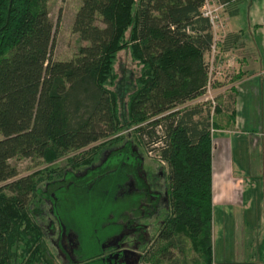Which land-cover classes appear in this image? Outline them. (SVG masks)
Segmentation results:
<instances>
[{
	"label": "trees",
	"instance_id": "1",
	"mask_svg": "<svg viewBox=\"0 0 264 264\" xmlns=\"http://www.w3.org/2000/svg\"><path fill=\"white\" fill-rule=\"evenodd\" d=\"M217 2L239 11L240 0ZM203 3L80 0L72 29L85 42L71 58L54 59L48 0H0V264H52L34 212L40 190L97 161L126 129L147 133L144 144L160 141L171 204L163 239L180 248L182 264H212L210 128L222 103L220 97L212 117L209 104L186 103L205 90L215 42ZM122 48L137 66L125 101L116 67ZM233 116L231 107L226 126ZM13 157L45 164L44 172L16 176ZM186 246L198 257L187 258Z\"/></svg>",
	"mask_w": 264,
	"mask_h": 264
},
{
	"label": "rangeland",
	"instance_id": "2",
	"mask_svg": "<svg viewBox=\"0 0 264 264\" xmlns=\"http://www.w3.org/2000/svg\"><path fill=\"white\" fill-rule=\"evenodd\" d=\"M208 2L210 7L214 9V14H216L215 24L212 26L215 50L213 52L212 60L214 68L211 69V84L212 94L215 97L217 106V103L220 100L219 94L233 87L232 82L235 79L231 80V78L238 73L235 71L236 68L233 67L235 63L240 61V56L234 53L228 55H222L220 53L222 45H219L218 43H223V34L227 31L229 23L225 18L224 8L218 6L219 4L217 0H208ZM260 2H264V0H240V13L235 18L236 20H233V23L236 25L241 24L240 27L242 28L244 38L251 39L256 46V54L251 56L245 53L248 52L246 51L247 47L242 48V51L245 50L244 55L249 56V58L256 55V65L258 68H263L264 49L260 48L262 32L253 29L259 28L264 30V13L261 14V10H264V5ZM79 3L80 0H48L49 17L54 25L53 49L51 52V57L54 59L71 58L77 52L79 44L85 42L80 39L78 33L72 29L74 15ZM252 4H254V7L260 11L259 13H254V10H256L255 8H253L251 12L250 5ZM238 20L240 22H238ZM243 40L244 43L248 42V40ZM262 45H264V38ZM210 59L211 52L207 55V60L210 61ZM116 67L121 75V80L119 82V85L122 86L119 88L121 100L125 101L127 92L133 87V82H129L131 80L129 72H132L133 75L137 72V66L135 65V62L130 59L129 53L125 48L120 49L117 53ZM216 71L220 72L216 73ZM262 76H264V72L262 73ZM263 100L264 95L258 97L257 94H253L252 108L249 113L250 116L252 111V116L255 117V119L257 118V113L259 111L257 103ZM208 102L196 97L186 103H202L205 106ZM223 102L224 99H221L222 104ZM213 114L211 115L213 116ZM255 124L258 125L257 120ZM127 130L129 129L123 130L126 135H124L122 140L116 141V143L105 147L102 154L104 153L103 157L109 155L108 157L111 158L113 157V154H110L111 150L124 148L125 150L123 151L126 153L127 150H129V147L131 150V156L129 158L134 154V157L137 159V162L135 163L138 176L146 180L150 185V188L158 191V209L156 210L154 219L151 223L153 229L151 234L153 235L155 230L161 225L163 219L171 214L169 169L166 161L165 163H161L155 157L150 156L147 150V143L144 144L141 141L142 139L148 140L147 137H145L147 133H144V135H141L140 133L139 135L136 131L128 132ZM256 130L257 131L251 130L248 134L249 136L243 134L240 138H237L238 134L235 132L229 134L230 137L232 136V142L236 148L241 149V154L239 155L235 149H232V152L235 161L233 164L234 171H242L240 174L244 179L242 190L239 191L241 192V196L240 194L239 196L236 195L237 198H241L242 202L236 203V198L234 202L226 203L225 201L220 206H215L213 208L212 264H264V136L260 134L262 130L261 127H257ZM1 136L2 134H0V137ZM99 141L90 143L89 145L78 149L76 153L85 152L88 150V147H91ZM213 155L214 147L212 143V158ZM102 159L100 157L95 161L96 164L93 168L94 171H101L113 167L112 161L114 159H112V161L109 159V162L104 161V165L101 166V162L104 159L106 160L107 156L103 160ZM9 161L11 164L15 165L17 169L18 174L16 176L26 175L31 172L39 173L41 169L45 167V164L36 162L29 157H13L10 158ZM63 162L64 160H59L53 163V165H62ZM91 166L92 165L81 166L74 172H77L78 170L83 171L85 168L90 169ZM134 166L132 169H134ZM93 170L90 169L89 171L91 172ZM43 172L44 171H41V173ZM154 176L158 178L156 185L153 183ZM60 183L64 185L65 181ZM56 185L57 183L49 186L48 193L52 191ZM27 195L29 196L30 192L22 194L21 198L26 199ZM187 246L186 254L184 255L187 258H192L194 256L198 257L197 252L187 248Z\"/></svg>",
	"mask_w": 264,
	"mask_h": 264
},
{
	"label": "flooded vegetation",
	"instance_id": "3",
	"mask_svg": "<svg viewBox=\"0 0 264 264\" xmlns=\"http://www.w3.org/2000/svg\"><path fill=\"white\" fill-rule=\"evenodd\" d=\"M128 149L111 150V158L101 153V166L114 159L111 168L94 171V162L91 172L68 170L43 185L34 212L52 264H182L180 248L162 236L170 214L151 234L159 193L138 176Z\"/></svg>",
	"mask_w": 264,
	"mask_h": 264
},
{
	"label": "crops",
	"instance_id": "4",
	"mask_svg": "<svg viewBox=\"0 0 264 264\" xmlns=\"http://www.w3.org/2000/svg\"><path fill=\"white\" fill-rule=\"evenodd\" d=\"M260 3L264 5V2ZM230 7L231 6H226L224 9L225 18L229 23V27L223 34L224 39H222V41H224L220 53L222 55L234 53L240 56V61L238 63H235L233 67L236 68L235 71L239 73V77H237L232 82V92L229 93V91H231L230 88L219 94L221 99H224V102L223 104H221L220 110L217 111L214 115L218 125L213 126V130L211 131L212 143L214 147V155L212 158V217L213 208L215 206H220L225 201L226 203L234 202L237 198L236 195L239 196L240 194L241 196V192L239 191L242 190V184L244 183V179L240 174L242 171H234L233 167L235 161L233 159L234 155L232 149H235L238 155L241 154V149L236 148V146L232 142V136L230 137L229 134L235 132L236 134H238L237 138H240L241 136H243V134H247V136H249L248 134L251 130L257 131V127H261L262 130L264 128V100L257 103L259 111L257 113L256 119L252 116V111L251 116L249 114L250 109L252 108L253 94H257L258 97L264 95V76H262L264 67L258 68V66L256 65V55L252 58L244 55L245 50L242 51V48L247 47L246 51L248 52L245 53L251 56L253 54H256V46L251 39L244 38L242 28L240 27L241 24L236 25L233 23V20H236L235 18L239 15L240 9L238 13L232 14L230 12ZM250 7L251 12L253 8L256 9V7H254V4L250 5ZM259 12L260 11L257 9L254 10V13ZM263 13L264 10H261V14ZM238 22L240 21L238 20ZM253 29H255V31L258 30L259 32H262V40L260 39V48L264 49V45H262L264 30L262 29V31L259 28ZM243 39L248 40V42L244 43ZM219 72L220 71H216V73ZM231 98L233 99V102H230L232 100ZM231 107H233L234 110V121L232 126L228 127L226 125L231 121V119L228 117V113ZM256 120L258 121V125L255 124ZM262 130L260 134L264 136V130ZM235 202H242L241 198L238 197Z\"/></svg>",
	"mask_w": 264,
	"mask_h": 264
},
{
	"label": "built area",
	"instance_id": "5",
	"mask_svg": "<svg viewBox=\"0 0 264 264\" xmlns=\"http://www.w3.org/2000/svg\"><path fill=\"white\" fill-rule=\"evenodd\" d=\"M219 7H222L223 5L221 3H218ZM201 14L204 16H207L212 24V26L215 24V17L216 14H214V9L210 7L208 0H204V3L201 7ZM215 50V45L213 43L212 48H211V59H210V63H209V75H208V79L206 82V86H205V90L204 92L198 96V99H202L205 101H209V107H210V117L212 116L211 114L214 113V109L216 107V100L215 97L212 94V84H211V69L214 68L212 65V60H213V52ZM213 130V126H211L210 131ZM160 141H150L147 143L148 146V152L150 154V156L155 157L159 162L161 163H165V159L162 157V155L160 154L158 148H156L158 146Z\"/></svg>",
	"mask_w": 264,
	"mask_h": 264
}]
</instances>
